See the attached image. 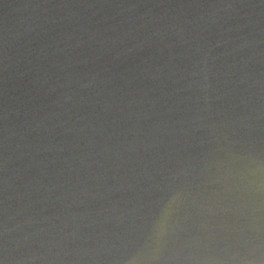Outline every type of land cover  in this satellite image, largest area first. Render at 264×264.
<instances>
[{"label": "water", "instance_id": "1", "mask_svg": "<svg viewBox=\"0 0 264 264\" xmlns=\"http://www.w3.org/2000/svg\"><path fill=\"white\" fill-rule=\"evenodd\" d=\"M0 264H264V0H0Z\"/></svg>", "mask_w": 264, "mask_h": 264}]
</instances>
